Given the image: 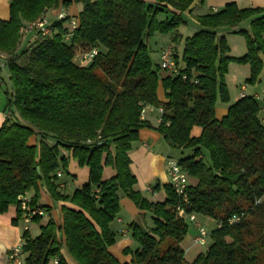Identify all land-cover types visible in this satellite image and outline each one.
Returning <instances> with one entry per match:
<instances>
[{
	"label": "trees",
	"instance_id": "1",
	"mask_svg": "<svg viewBox=\"0 0 264 264\" xmlns=\"http://www.w3.org/2000/svg\"><path fill=\"white\" fill-rule=\"evenodd\" d=\"M194 1L9 0V18L0 20V96L5 100L0 124V215L14 206L17 218L12 224L17 225L20 198L28 199L29 212H48L40 204V189L53 201L72 206L62 208L61 225L53 219L40 225L43 216L31 218L39 233L33 237L27 229L22 231L25 264L51 260L67 264L62 250L75 264H121L109 248L116 238L110 224L123 198L150 214L152 222L150 228L129 225L137 248L124 251L131 256L124 264H264L260 107L252 97H242L220 121L214 116L217 101L229 102L224 77L230 63L249 67L247 85H254L261 73L264 8L228 4L197 16L198 30L183 40L179 57L178 29ZM72 4L80 6L75 18L55 19L49 35L31 32L35 38L20 48L27 25ZM244 22L249 29L237 34L244 39L246 52L230 57L225 38L216 31ZM155 35L171 36L176 74L161 76L159 60L152 57ZM94 48L97 54L90 61L75 62L76 55ZM159 86L165 103L158 100ZM145 106L161 108L160 123L153 129L171 149L191 151L177 161L188 179L196 181L188 184L184 214L217 222L208 233L206 250L191 262L184 260L180 246L188 225L178 216L180 201L172 187L163 186L162 203L150 202L134 190L128 153L139 131L152 128L141 119ZM193 127L201 129L198 137H191ZM32 136L37 138L33 146L28 144ZM69 160L86 168L88 178L65 194L58 179L68 175ZM104 168L114 171L111 179H102ZM232 217L238 221L229 223Z\"/></svg>",
	"mask_w": 264,
	"mask_h": 264
},
{
	"label": "crops",
	"instance_id": "2",
	"mask_svg": "<svg viewBox=\"0 0 264 264\" xmlns=\"http://www.w3.org/2000/svg\"><path fill=\"white\" fill-rule=\"evenodd\" d=\"M235 4L238 9L249 8H264V0H195L189 10L183 14L184 24L178 29V34L181 36V42L175 47L176 53L180 57L183 40L190 37L198 30V24L195 21L197 16L207 15L221 10L225 5ZM67 9L61 6L54 10L48 11L45 14L46 19L48 16L51 19H56V14L62 13L65 16L75 18L77 14L71 12L72 6ZM79 12V11H78ZM9 18V0H0V20L7 21ZM249 29V23L244 22L239 24L236 28H221L218 29L217 35L224 37L229 47L230 57H241L246 52L244 39L237 34L240 31H247ZM155 37V36H154ZM34 38V33L24 34L22 38L23 45L27 42H31ZM171 40V36H156V42L154 43L153 50H156L154 54L155 60L158 63L159 55L162 49L165 47L166 39ZM264 39V33L262 35ZM165 43V44H164ZM168 43V42H167ZM262 62L261 73L254 85L245 84L246 79L249 77V67L247 65H238L230 63L228 65L227 73L224 77L225 86L229 96V102L227 104L220 101L216 102L214 116L215 119L220 121L227 115L228 107L240 100L242 97H252L263 108L264 102V56H260ZM161 76L164 78L168 76L166 72L161 71ZM157 97L161 103H165L164 91L161 86L158 87ZM4 99V98H3ZM4 107L5 100L0 106V124L4 119ZM161 108H154L151 106L144 107V114L141 117L142 120L148 122L151 125V129H141L138 134V141L132 143L131 150L128 153L130 159V170L136 179L134 190L138 191L144 198L150 202L162 203L166 199L163 186L169 185V178L167 175L166 162L172 159V151L163 140L160 133L153 128L157 127L160 123L161 114L159 112ZM201 133L199 127H193L190 135L191 137H198ZM28 144L33 146L37 144V138L32 136L28 140ZM65 156L67 154L62 152ZM62 154V155H63ZM174 160V159H173ZM68 175L61 174L58 179L59 183L63 185L62 189L65 194H71L74 190L80 188L82 184L87 182L88 171L86 168H79L75 161L69 160ZM114 176V171L111 168H104L102 172V179L108 180ZM190 185H194L196 181L194 179L188 180ZM79 186V187H78ZM157 186L155 189H153ZM44 190L40 189V204L48 208V212H45L40 225L45 224L48 219H53L56 225H61L62 222V208H72L69 203L55 202L49 196L42 193ZM45 192V191H44ZM46 193V192H45ZM43 194V198L41 196ZM47 194V193H46ZM120 211L116 219L110 224L111 230L116 233L115 243L109 248V253L121 264L129 263L131 256L125 254V250H135L137 245L133 242L129 225L134 222L147 228L152 227L151 216L148 213L139 211L134 204L128 199H120L119 202ZM16 208L10 206L8 210L0 215V264H9L8 255L12 248L22 242V231L28 230L29 233L35 237L39 233V225L29 223L26 224L22 219L18 220L17 225H13L12 221L16 220ZM210 219L200 215L195 216V221L200 226H208L206 221ZM212 222V220H210ZM205 224L203 225V223ZM194 225V224H193ZM217 227V224H216ZM205 228V227H204ZM211 228L208 233L214 230ZM196 228L192 230L188 228L187 235L184 237L180 246L184 256V246L188 252H193V258L203 253L195 248L196 244L193 242V238L196 235ZM198 246V245H197ZM205 251V250H204ZM63 258L67 264L71 263V258L67 255L65 250L61 251ZM48 264H56V260L49 261Z\"/></svg>",
	"mask_w": 264,
	"mask_h": 264
},
{
	"label": "built area",
	"instance_id": "3",
	"mask_svg": "<svg viewBox=\"0 0 264 264\" xmlns=\"http://www.w3.org/2000/svg\"><path fill=\"white\" fill-rule=\"evenodd\" d=\"M51 11V10H50ZM65 17L62 13L56 14V20H62ZM70 26L74 28L76 26V23L72 21L70 23ZM24 34H28L31 32H39L41 35H49L50 29H49V23L46 19V17H42L39 20H36L35 22L29 24L26 26V28L23 30ZM97 54V50L94 48L89 52H85L82 54H78L75 56L74 60L78 62L79 64H84L90 61L95 55ZM159 65L163 72H166L168 75L176 74V69L174 67L173 61H172V50L170 47H166L162 50L160 57H159ZM184 79V77H182ZM264 102V99H263ZM160 114H162V110H159ZM144 114V108L141 110V117ZM258 118L262 122H264V105L263 108H260L258 112ZM166 168H167V175L169 178V185L172 187L174 193L179 198L180 203L176 206V211L178 213L179 217L185 218V220L189 221L190 223H193L196 228V235L193 238L194 244L198 246H206L208 241V233L206 230L196 223L194 214L185 215L183 211V205L187 204V196H186V190L188 187V177L185 174V172L181 169V167L178 165L177 161L173 159H169L166 162ZM57 176H60V173H57ZM62 188L63 185H60ZM95 194H97V190L94 191ZM20 211H21V219L26 223L29 224L30 220L34 216H43L44 212L40 209H36L32 212H29L27 209V202L28 199H22L20 198ZM238 221L237 217H232L229 220V223H234ZM22 243V242H21ZM21 243H19L17 246L12 248L10 254L8 255V263L9 264H25L24 258L21 251Z\"/></svg>",
	"mask_w": 264,
	"mask_h": 264
},
{
	"label": "rangeland",
	"instance_id": "4",
	"mask_svg": "<svg viewBox=\"0 0 264 264\" xmlns=\"http://www.w3.org/2000/svg\"><path fill=\"white\" fill-rule=\"evenodd\" d=\"M79 9H80V6H78V5H73L72 6V9H71V12H74L75 14H77L78 15V11H79ZM50 16V15H49ZM48 16V18H47V21L49 22V24H51V23H53L54 21H55V18L54 19H51L50 17ZM156 36H160V35H155V37ZM155 37L152 39V47L154 46V43L156 42V39H155ZM35 38V37H34ZM33 38V39H34ZM168 42V43H167ZM23 43L24 42H22L21 41V44H20V48H23L25 45H23ZM165 43H166V45H165V47L164 48H166V47H170L171 48V50H172V52L174 51V45H173V43L171 42V40H169L168 38L166 39V41H165ZM164 43V44H165ZM163 48V49H164ZM153 49V48H152ZM162 49V50H163ZM155 54H156V52H155ZM153 57V60L155 59V57L154 56H152ZM76 62V61H75ZM77 63V62H76ZM2 76H3V78H4V80H6V75H5V73H2ZM4 97H3V95H1L0 96V106L3 104V101H4V99H3ZM173 153V155H172V159H174L175 161H178V160H180V159H182V158H184V157H186V156H188V155H190L191 154V151L190 150H175V151H172ZM83 185V184H82ZM79 187V186H78ZM42 193H44L45 195H47L44 191L42 192ZM39 195H40V193H39ZM41 196H42V198H43V194H41ZM48 196V195H47ZM210 219V218H209ZM210 220H212V222L210 221ZM209 221H206L207 223H208V226H205L204 224H205V222L203 223V225H204V229L206 230V232L208 233V230L209 229H211V228H216V224H217V222L215 221V220H213V219H210ZM186 224L188 225V228L190 229V230H192L193 229V227H194V225H193V223H190L189 221H187L186 220ZM208 244H209V241H207V244H206V246H204V247H202V246H195V248L197 249V250H200V251H202V252H204V250H206V247L208 246ZM184 250H185V252H184V260L186 261V262H191L192 261V258H193V252H188L187 251V249H186V247L184 246ZM71 263L72 264H75L72 260H71Z\"/></svg>",
	"mask_w": 264,
	"mask_h": 264
},
{
	"label": "water",
	"instance_id": "5",
	"mask_svg": "<svg viewBox=\"0 0 264 264\" xmlns=\"http://www.w3.org/2000/svg\"><path fill=\"white\" fill-rule=\"evenodd\" d=\"M37 174H39V170L37 169Z\"/></svg>",
	"mask_w": 264,
	"mask_h": 264
}]
</instances>
